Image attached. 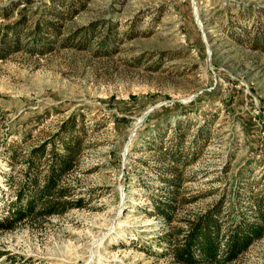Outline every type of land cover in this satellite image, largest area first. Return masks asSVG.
<instances>
[{"label": "rangeland", "instance_id": "374dc122", "mask_svg": "<svg viewBox=\"0 0 264 264\" xmlns=\"http://www.w3.org/2000/svg\"><path fill=\"white\" fill-rule=\"evenodd\" d=\"M1 53L0 212L22 169L8 143L24 153L72 114L88 134L68 176L85 207L0 231V264H174L158 146L196 154L178 219L264 196V0H0ZM243 260L264 264V236Z\"/></svg>", "mask_w": 264, "mask_h": 264}, {"label": "trees", "instance_id": "16d2710c", "mask_svg": "<svg viewBox=\"0 0 264 264\" xmlns=\"http://www.w3.org/2000/svg\"><path fill=\"white\" fill-rule=\"evenodd\" d=\"M7 54L1 53L0 58ZM87 134L83 122L72 114L46 139L24 153V138L8 143L5 159L12 167L22 169L19 177L5 176L6 187L1 190L7 199L1 205L0 231L14 230L23 223L41 224L85 207V199L76 196L77 186L68 182V176L80 167ZM182 140L183 137L179 144ZM179 150L172 153L166 147L156 148L157 166L162 173L157 179L162 186L156 195H149L152 216L162 218L167 225L175 220L182 222L172 225L163 236L168 245L165 254L171 255L174 264H246L245 253L264 236V196L253 192L248 205L239 210L236 203L228 208V198L222 195L205 209L178 219L177 212L186 203L199 199L197 195L181 197L185 183L191 179L183 172L184 168L194 161L192 156L196 154ZM245 197L239 192V204H245ZM2 254L0 251V257Z\"/></svg>", "mask_w": 264, "mask_h": 264}]
</instances>
